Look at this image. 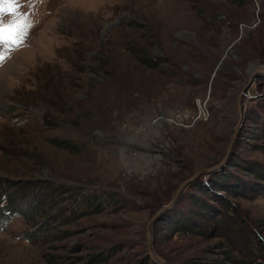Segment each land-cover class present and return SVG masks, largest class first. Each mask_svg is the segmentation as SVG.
Wrapping results in <instances>:
<instances>
[{"label": "rangeland", "instance_id": "rangeland-1", "mask_svg": "<svg viewBox=\"0 0 264 264\" xmlns=\"http://www.w3.org/2000/svg\"><path fill=\"white\" fill-rule=\"evenodd\" d=\"M20 4L34 27L0 66V208L13 200L25 213L0 228V264H88L93 255L108 258L100 264H155L148 222L185 181L219 164L235 136L249 67L264 64V0ZM242 111L227 164L183 189L174 210L204 180L230 173L259 183L242 169L264 166V75L245 91ZM54 197L34 217L29 202ZM229 199L241 221L264 220V196ZM151 232L165 264L241 256L225 240L162 222ZM27 234L40 235L30 243Z\"/></svg>", "mask_w": 264, "mask_h": 264}, {"label": "trees", "instance_id": "trees-1", "mask_svg": "<svg viewBox=\"0 0 264 264\" xmlns=\"http://www.w3.org/2000/svg\"><path fill=\"white\" fill-rule=\"evenodd\" d=\"M152 61L148 66L156 68L157 64H153ZM242 171L246 175L249 172L250 176H254L259 183L252 184L230 173L225 174L223 178L201 181L196 184V187H198L197 194L190 196V204L185 209H173V212H168L158 222H162L163 225L173 230L180 228L184 232L209 235L229 242L234 251L242 256L240 258H236L234 255L225 257L230 264H264V220L255 224L241 221L239 210L229 199L230 197H236L254 201L264 196V166H252L248 163ZM93 197L92 195L87 196L90 200L97 199V197L95 199ZM182 197L179 198L176 204L177 208L182 201ZM32 200L34 202L30 201L29 206L32 208L31 213L34 217L38 216L42 206L43 212H47V209L57 204L55 197L43 203L37 199ZM18 206L11 200L7 205L0 208V228L9 223L12 217L17 214L24 216L25 212ZM94 206L97 205L94 204ZM64 216L60 217V220L64 219ZM37 236L27 234L26 239L33 243ZM107 260L108 258L105 256L93 255L88 264L105 263Z\"/></svg>", "mask_w": 264, "mask_h": 264}, {"label": "water", "instance_id": "water-1", "mask_svg": "<svg viewBox=\"0 0 264 264\" xmlns=\"http://www.w3.org/2000/svg\"><path fill=\"white\" fill-rule=\"evenodd\" d=\"M256 24H254L252 27L242 26L241 35H240L239 39L235 42V44H237L244 37V35H246L251 29H253V27H255ZM227 57H228V54H225L223 56V58L217 64L216 72H215V75H214L213 79L215 78L216 73L222 68V66H223L224 62L226 61ZM263 75H264V64L258 65L256 63H253V64L250 65V67H249V76L250 77H249L248 84L243 88V91L241 92V94L239 95V98H238V108H239V111H240V122H239V124L236 127L235 136H234L233 140L231 141V143L229 145L227 154L224 157V159L219 164H217L216 166L211 167L209 169L201 170V171L197 172L193 177H191L190 179L185 181L179 187V189L177 190V192H176L175 196L173 197V199L167 205L163 206L151 218V220L148 222V226H147V230H146L148 254H149V257L151 258V260L153 261V263H155V264H165V263L159 261V259H157V257L154 254V251H153V236H152V232H151L152 226L156 222H158L164 215H166L169 211L173 210V208L176 206V204H177V202H178V200L180 198V194H181V191L183 189H185V188L189 187L190 185H192L203 173H207V172L210 173V172L217 171V170L223 168L227 164V162L229 161L230 156H231V154L233 152V147L235 145V142L237 140V136L239 134V129H240V127L242 126V124L244 122V116H243V111H242V99H243L244 93H245V91L248 88H250L253 85V83L256 80V78H259L260 76H263ZM161 121L164 122L165 119L162 118Z\"/></svg>", "mask_w": 264, "mask_h": 264}, {"label": "snow or ice", "instance_id": "snow-or-ice-1", "mask_svg": "<svg viewBox=\"0 0 264 264\" xmlns=\"http://www.w3.org/2000/svg\"><path fill=\"white\" fill-rule=\"evenodd\" d=\"M6 7H0V66L10 57L11 52L26 45L34 24L30 14L20 11V0H4ZM5 15L10 19L6 20Z\"/></svg>", "mask_w": 264, "mask_h": 264}]
</instances>
